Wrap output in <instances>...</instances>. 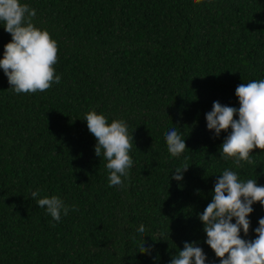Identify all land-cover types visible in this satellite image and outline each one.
<instances>
[{"label": "trees", "instance_id": "1", "mask_svg": "<svg viewBox=\"0 0 264 264\" xmlns=\"http://www.w3.org/2000/svg\"><path fill=\"white\" fill-rule=\"evenodd\" d=\"M20 2L56 41L61 81L16 94L0 68V264H169L185 242L220 264L198 216L226 168L264 186V150L237 168L219 156L231 129L215 137L205 114L214 101L239 108L237 86L264 79V0ZM3 26L0 59L12 39ZM92 110L124 120L133 136L123 186L109 187L107 161L95 155L83 121ZM174 126L187 148L179 157L165 141ZM185 162L183 181L172 180ZM36 190L75 210L53 220ZM253 209L242 239H255L264 217ZM144 238L151 256L139 253Z\"/></svg>", "mask_w": 264, "mask_h": 264}, {"label": "clouds", "instance_id": "2", "mask_svg": "<svg viewBox=\"0 0 264 264\" xmlns=\"http://www.w3.org/2000/svg\"><path fill=\"white\" fill-rule=\"evenodd\" d=\"M35 16L36 10L20 0H0V22L12 38L4 46L0 68L8 79L9 90L16 94L45 92L53 83L61 81L53 67L57 61L56 41L47 30L32 23ZM235 94L239 108L214 101L205 118L207 129L217 138L221 132L231 129L220 146L219 156L234 158L233 164L243 168L242 161L249 165L255 163L250 158L253 149L264 150V79L241 83ZM83 121L97 141L95 155L100 158L103 152L107 161L109 187L123 186L122 177L128 178V170L133 165L129 150L134 146L126 122L113 120L109 124L106 117L95 110L85 113ZM178 129L179 126H174L165 134L168 152L173 157H179L187 149ZM189 167L187 162L181 164L171 179L183 181ZM31 197L57 222L62 214L67 216L70 210H75V206L69 208L58 196L39 198V190L32 191ZM255 203L264 207V186L258 185L254 179H240L232 169H224L214 184L211 202L198 216L204 225L205 243L219 258L220 264H264V217L259 219L254 230L255 239H242L240 235L241 230L245 236L249 233L248 217L253 213ZM137 232L143 234L144 225H140ZM153 251L154 246L146 245L144 238L139 244V253L151 256ZM206 259L196 242H185L183 250L172 256L169 264H206Z\"/></svg>", "mask_w": 264, "mask_h": 264}]
</instances>
